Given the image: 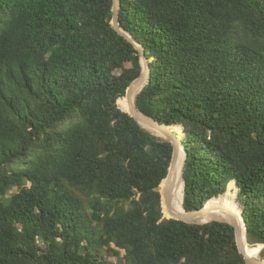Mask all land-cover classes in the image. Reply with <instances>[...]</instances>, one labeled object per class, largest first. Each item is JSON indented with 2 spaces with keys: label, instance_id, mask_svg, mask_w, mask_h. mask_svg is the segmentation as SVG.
Masks as SVG:
<instances>
[{
  "label": "trees",
  "instance_id": "trees-1",
  "mask_svg": "<svg viewBox=\"0 0 264 264\" xmlns=\"http://www.w3.org/2000/svg\"><path fill=\"white\" fill-rule=\"evenodd\" d=\"M121 1L152 70L136 103L183 133L185 208L238 195L264 245V0ZM113 7L0 0V264H247L231 225L164 218L174 146L119 105L142 66Z\"/></svg>",
  "mask_w": 264,
  "mask_h": 264
},
{
  "label": "water",
  "instance_id": "water-1",
  "mask_svg": "<svg viewBox=\"0 0 264 264\" xmlns=\"http://www.w3.org/2000/svg\"><path fill=\"white\" fill-rule=\"evenodd\" d=\"M122 8V1L121 0H114V17L112 24L114 28L117 30V32L125 37L129 42H131L137 51L140 54V57L144 60L142 62V73L139 78H137L129 87L127 90L126 97L127 101L129 103V110L125 111L129 113L132 117L136 119V121L147 131L148 128L156 130L160 133L161 137L169 142H171L174 146V155H173V161L169 170V174L167 178L163 181L160 188H162L164 184V190L162 192L163 197V213L164 218L167 219H175L178 221L185 222L187 224H193V225H206L210 224L212 222H219L224 224L231 225L236 232V238H237V244L238 248L241 254L245 256V260L247 264H264V260H261L259 258H255L248 253V230H247V223L246 219L243 216L244 208L241 206V213L239 214L234 208L232 207H225L222 205H210V200L202 209L194 210V211H188L185 208V199L183 203V212H179L175 209L174 204V190H175V182L173 180V171L175 168L178 152L180 148H183L184 150V161L182 166V174L181 178L184 181V172H185V166L187 164V157L188 153L185 148V146L182 143V139H180L173 131L170 130L171 127L162 124L161 122L157 121L153 117L147 115L144 113L140 108L138 107L136 103V98L138 94H140L143 89L150 83L151 81V67L149 60L145 54V48L144 46L139 43L129 32L125 31L120 24V13ZM135 97V98H134ZM186 188V184L184 185ZM225 195V194H224ZM223 196V195H221ZM219 198V197H218ZM165 204V209H164ZM166 213L169 214V217L165 215ZM221 212H224L225 215L221 214Z\"/></svg>",
  "mask_w": 264,
  "mask_h": 264
},
{
  "label": "bare ground",
  "instance_id": "bare-ground-1",
  "mask_svg": "<svg viewBox=\"0 0 264 264\" xmlns=\"http://www.w3.org/2000/svg\"><path fill=\"white\" fill-rule=\"evenodd\" d=\"M119 104L122 107L128 108V110H129V103L127 100H123ZM122 109H124V108H122ZM148 130L154 136H161L160 133L156 130H153L150 128H148ZM171 131H173L178 136L176 131H174V130H171ZM183 161H184V150H183V148H180L179 152H178L175 168L173 171V180L175 182V190H174V200H175L174 204L175 205L174 206H175V209L178 210L179 212H183V206L182 205L184 203V184H183V180L181 178ZM182 197H183V201H182ZM236 199H237V195H236ZM236 199H235L234 195H227V196L223 195L219 200H217L212 205H222L225 207H232L240 214L241 213V205L239 204L238 201H236ZM234 201L238 203L239 209L235 208V202ZM221 214L225 215L224 212H221ZM263 247H264V245H258L256 247H248V253H249V255H251L255 258H258Z\"/></svg>",
  "mask_w": 264,
  "mask_h": 264
},
{
  "label": "rangeland",
  "instance_id": "rangeland-1",
  "mask_svg": "<svg viewBox=\"0 0 264 264\" xmlns=\"http://www.w3.org/2000/svg\"><path fill=\"white\" fill-rule=\"evenodd\" d=\"M142 62H143V59L141 58L140 59V61H139V63H140V66H142ZM120 102V101H119ZM120 105V104H119ZM120 107L121 108H126V107H122L121 105H120ZM182 137H183V133H181V139H182ZM162 190V189H161ZM163 191V190H162ZM17 192V189H15L12 193H16ZM239 192V191H238ZM237 198H238V195H237ZM239 202V201H238ZM240 204H242L241 202H239ZM242 206V205H241ZM264 250V247H263V249H262V251ZM261 251V252H262ZM125 253H123V255H124ZM259 259H261V260H263V258H262V256H261V253L259 254V257H258Z\"/></svg>",
  "mask_w": 264,
  "mask_h": 264
}]
</instances>
